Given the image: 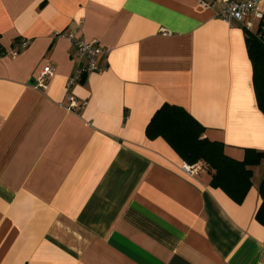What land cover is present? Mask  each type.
<instances>
[{
  "label": "crops",
  "instance_id": "0c3cea01",
  "mask_svg": "<svg viewBox=\"0 0 264 264\" xmlns=\"http://www.w3.org/2000/svg\"><path fill=\"white\" fill-rule=\"evenodd\" d=\"M199 0H0V264H264V160L237 204L145 129L182 108L226 157L264 153L245 28ZM257 11L264 15V0ZM255 37L259 22L247 19ZM248 31V30H246ZM107 51L78 61L60 34ZM29 46L9 56L18 40ZM51 68L44 90L35 87ZM83 107L68 112L67 96Z\"/></svg>",
  "mask_w": 264,
  "mask_h": 264
},
{
  "label": "trees",
  "instance_id": "16d2710c",
  "mask_svg": "<svg viewBox=\"0 0 264 264\" xmlns=\"http://www.w3.org/2000/svg\"><path fill=\"white\" fill-rule=\"evenodd\" d=\"M253 69V88L259 110L264 113V45L245 30ZM204 129L182 108L167 104L154 114L145 129L148 140L162 139L189 167L202 164L211 174L210 185L240 204L251 188L252 171L264 160V153L246 151L243 161L229 159L223 145L203 139ZM261 204L256 221L264 226V180L259 187Z\"/></svg>",
  "mask_w": 264,
  "mask_h": 264
},
{
  "label": "built area",
  "instance_id": "2783aa9c",
  "mask_svg": "<svg viewBox=\"0 0 264 264\" xmlns=\"http://www.w3.org/2000/svg\"><path fill=\"white\" fill-rule=\"evenodd\" d=\"M200 5L206 9H214L219 3L220 9L217 12L216 17L223 23L231 26L234 22L243 25L245 30L251 28V25L247 22V19L253 17L259 22L258 33L256 38L264 45V15H261L257 11V5L259 0H199ZM60 37L68 41V43L74 48L75 56L78 61V66L73 75L68 79L66 89L69 91L74 86L81 83L83 78L91 73H100L102 68L99 65V59L106 56L107 51L102 48L97 42H86L79 38H76L74 34H60ZM29 46L27 40H18L13 46L9 56L14 58L22 51L26 50ZM51 76V68L45 67L39 74L38 79L35 81V87L41 90L46 88L47 79ZM68 105L66 110L68 112H76L83 107V104H79L72 96H67ZM183 171L186 174H191L192 167L183 165Z\"/></svg>",
  "mask_w": 264,
  "mask_h": 264
}]
</instances>
